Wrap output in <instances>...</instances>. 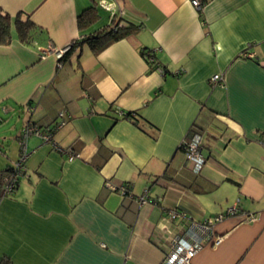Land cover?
<instances>
[{"label": "crops", "instance_id": "obj_1", "mask_svg": "<svg viewBox=\"0 0 264 264\" xmlns=\"http://www.w3.org/2000/svg\"><path fill=\"white\" fill-rule=\"evenodd\" d=\"M199 1L200 11L191 0H98L103 17L79 31L90 0H0L2 13L36 26L30 44L12 28L0 46V128L11 123L0 171L25 155L17 188L0 200V263L161 264L184 229L236 205L237 216L214 225L221 243L192 264H264V0ZM113 19L137 29L96 55L77 46ZM67 46L59 67L52 51ZM29 122L54 128L63 152L36 132L21 148ZM193 124L198 173L181 149Z\"/></svg>", "mask_w": 264, "mask_h": 264}, {"label": "built area", "instance_id": "obj_2", "mask_svg": "<svg viewBox=\"0 0 264 264\" xmlns=\"http://www.w3.org/2000/svg\"><path fill=\"white\" fill-rule=\"evenodd\" d=\"M191 5L200 10L201 2L199 0H191ZM101 7L106 8L105 4L101 3ZM70 46H67L63 49L53 50V54L58 60V66H61L62 58L64 55L69 51ZM47 52H43L45 55ZM40 58H43L42 54ZM147 58L149 63H156L154 53L151 51L147 53ZM157 72L164 74V70L160 67H157ZM222 82L221 75H213L209 79V85L211 87H215ZM32 111L31 108L28 109L30 113ZM59 118L61 121L59 124L56 125L58 129L62 125H64L65 120V113H59ZM39 134L45 143H52V133H42L38 128H33L32 124L29 122L27 123L19 136V142L21 148L25 147L26 138L31 134L35 133ZM54 147L56 145L52 143ZM57 148V147H56ZM57 150L63 152L62 150ZM183 153L185 161L190 165L191 169L198 173L204 164V158L202 155V147H201V140L199 136H194L190 141H187L183 147ZM72 158V156L70 157ZM25 162V155L21 154L20 158L12 164L13 168V176L12 178L5 184L4 186V195L8 196L13 192V186L20 179L25 172L24 167ZM109 189L115 190L113 186L110 184H106ZM120 192L125 194L127 190L124 187H120ZM139 203H143L149 200L147 195H143V197L136 198ZM238 208L236 205L229 207L225 213L215 216L212 220H204L203 222L193 223L186 229H184L180 235L176 236L175 239L172 241L169 250L165 253L163 261L161 264H192L193 257L197 254L198 251L203 249L206 246H216L221 243L222 237L218 236L214 231V225L217 222L222 221L225 217H234L238 215ZM170 221H175L179 219H185L184 215L179 214L177 212H170L169 215ZM245 219L252 222L256 220L255 215L250 214L246 215Z\"/></svg>", "mask_w": 264, "mask_h": 264}, {"label": "trees", "instance_id": "obj_3", "mask_svg": "<svg viewBox=\"0 0 264 264\" xmlns=\"http://www.w3.org/2000/svg\"><path fill=\"white\" fill-rule=\"evenodd\" d=\"M90 2L91 4H89V6L85 8L82 12H80L76 17L77 28L79 29V31H83L89 28L99 18L98 16L99 14L97 10L98 0L97 2L95 0H90ZM12 28L14 29L16 33L17 39L21 43L30 44L35 34L36 26L28 19L25 21H22L20 13L17 14L15 17L11 18L8 14L2 13L0 11V46H7L10 44ZM136 29L137 28L135 26L129 23H123L121 19H113L111 25H109L108 27L104 29L96 30L89 36L85 37V39H83L81 43H78L77 46H79L80 44H86L88 48L91 50V52L96 55L102 50H104L106 47H108L110 44L117 42L123 38H127L131 36L132 33L136 31ZM150 52L151 50H142L141 54H142V57H144L145 62L149 66V70L152 71V70H156L157 67L159 66L156 63L153 64V63L148 62L147 53H150ZM68 53L69 51L64 55V57L62 58V61L64 60V58L67 57ZM121 116L124 119L133 123L139 129L143 130L145 125L142 122L141 118L139 117L138 113L127 112ZM194 127L195 126L193 124V126L190 129L189 136H188L189 141L194 136H198L197 134L195 135ZM53 130L50 129V130H47L46 132L52 133ZM186 142H183V144L181 145V149H183L184 144ZM12 176H13L12 166H9L5 168L4 170L0 171V200L3 198L9 197L13 193L12 192L8 196L4 195V186L12 178ZM18 182H19V179L14 184L13 191L17 188ZM123 195L133 198L128 190ZM137 203L139 202L137 201Z\"/></svg>", "mask_w": 264, "mask_h": 264}, {"label": "rangeland", "instance_id": "obj_4", "mask_svg": "<svg viewBox=\"0 0 264 264\" xmlns=\"http://www.w3.org/2000/svg\"><path fill=\"white\" fill-rule=\"evenodd\" d=\"M96 2H97V0H95ZM90 4H91V2H90ZM98 10V9H97ZM99 11V17H101L103 14H101L102 12L100 11V10H98ZM101 15V16H100ZM103 17V16H102ZM98 20L100 21V19L98 18L96 21L98 22ZM102 21H104L103 19H102ZM2 112V111H1ZM10 122L9 121H7V125L6 126H3L2 128H0V132H2L3 130H5V129H8L9 128V126H10ZM10 145H12V143H10Z\"/></svg>", "mask_w": 264, "mask_h": 264}]
</instances>
